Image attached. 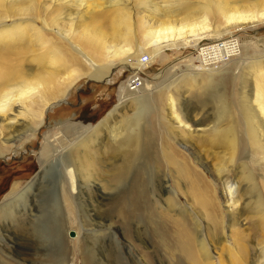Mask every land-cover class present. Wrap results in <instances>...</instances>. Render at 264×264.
Segmentation results:
<instances>
[{"label":"bare ground","instance_id":"1","mask_svg":"<svg viewBox=\"0 0 264 264\" xmlns=\"http://www.w3.org/2000/svg\"><path fill=\"white\" fill-rule=\"evenodd\" d=\"M189 1L190 7L184 11L186 23L177 24L173 21V25L168 24L179 14L174 9L177 5L174 0H43V3L38 0L1 1L0 157H5L11 152V148L5 147L4 144L10 143V140L24 131L28 134L36 131L33 124L40 121L38 125H41L44 114L60 102L57 100L64 96L74 81L85 76L95 81H105L114 73L113 66L116 64L131 69V73L139 70L145 81L144 72L161 57L162 48L175 45L182 39L186 41L196 38L200 34L199 31L202 32L209 26L205 25L209 18L217 24L214 27L216 38L220 37L218 33L224 30L226 32L228 28H242L244 25L264 22V0ZM96 7L101 11L93 12ZM197 12L199 16H196ZM219 24L224 25V30L215 29ZM138 38L144 41L136 44ZM222 42L230 44L226 45V48L233 47L229 49V61L238 56L241 47L228 40ZM145 51L147 54L142 56L147 55V61L141 62L139 57ZM258 58H248L250 66L245 74L247 80L233 89L237 94L231 106L223 112L222 107L217 110L219 114L211 118V124L204 125L200 118L193 119V123L186 122L175 113L177 101L169 99V115L173 118L171 134L174 135L170 140L173 138L175 143L172 145L166 138L162 153L164 168H171L175 173L173 185L165 180L162 171H150L149 167L156 161L157 155L154 153L152 141L146 139L148 132L140 123L144 105H139L132 119L123 116L124 121L112 123L120 114L117 106L96 127L103 125L100 127V135L93 134L96 129L93 128L92 132H85L60 150H55L52 145L46 143L39 157L41 169L37 175L40 179L21 188L22 191H17L19 185H15L14 190L0 204V218L7 223H14L20 230L25 229L24 224H27V227L37 220L35 202L45 187L43 181L47 168L54 160H58L63 168L70 169L67 171L69 176L60 181V185L65 200L64 210L72 216L75 209L72 192L80 183L90 190L93 186L100 195L117 194V187L126 183L128 177L133 174L132 187L130 186V191L124 194L126 197L122 198V201L124 200L123 204L133 201L135 208L139 210L143 209V202L146 203V181L149 180L151 185V177L155 176L160 179L162 188L161 190L159 187L161 193L156 196L165 208L162 209L163 212L159 211L162 214L161 220L149 218L147 224L157 225L158 230L152 228L149 233L153 238L160 239L161 250L169 254L170 239L173 242L175 239L168 237V234L170 235V229H173L171 235L176 236L178 253L170 252L169 256L173 258L174 264H200L198 259L208 260L212 257L210 254L217 255L219 260L218 263L212 264H233L236 250L228 244L226 230L223 229L225 237L220 238L225 244L220 248V256L218 252L214 253V245L208 246L203 238L196 241L197 233L186 230L189 229L187 218L193 216L194 207L191 209L190 205L184 210L176 206L177 203L174 204V200L168 195L172 193L173 188L179 189L182 181L191 185L193 176L196 175L195 169L187 162L186 155L181 152V147L189 150L195 147L196 154L200 156L199 159L204 157L205 164L208 163V158L216 161L214 166L218 168L220 180L221 175L235 167L240 155L247 154L250 164L254 167V179H245L244 184L239 179L224 181V208L228 215H233L231 221L236 222L240 229L260 230L255 232L257 240L252 242L250 239L246 249L250 253V264H264V61L261 63ZM193 67L199 72L205 69L212 71L214 68H204L200 64H193ZM167 74L168 72H161L158 79ZM128 78L130 81L131 77ZM121 87L123 100H120V107L123 104L126 106L125 102L131 92L128 86ZM164 87L159 85L151 91L156 93L157 89L162 92ZM192 87L194 86H189L188 90L192 91ZM140 90L147 91L146 88ZM220 94L224 95L218 93L215 101H221ZM227 110L233 115L230 116ZM97 156L106 165L102 166ZM71 161L75 162L74 168L68 167ZM141 173L145 174L144 179L141 178ZM260 181L263 189H260ZM193 187L192 192L197 199L201 190ZM16 194L18 195L15 196ZM110 196L112 198V195ZM174 198L176 199L175 196ZM119 201V205L114 206V212L120 214L124 207L122 201ZM195 203L203 206L201 200ZM25 218L29 222L25 223ZM100 220L95 221L94 229L100 228L97 227L101 224ZM233 229L234 225L231 228L232 234ZM84 232L86 243L93 244L94 233ZM73 233L72 240L80 239L79 231ZM163 233L168 238L164 237ZM222 256H229L226 258L227 262L222 260ZM135 262L138 264L139 261Z\"/></svg>","mask_w":264,"mask_h":264},{"label":"rangeland","instance_id":"2","mask_svg":"<svg viewBox=\"0 0 264 264\" xmlns=\"http://www.w3.org/2000/svg\"><path fill=\"white\" fill-rule=\"evenodd\" d=\"M1 1L3 2L0 0V3ZM4 1L6 2V0ZM38 1L43 3V0ZM174 1L177 4L174 9L179 14L168 25H173L171 24L173 21H176L177 24L179 22L186 23L184 11L190 7V1ZM97 8L93 12L101 11ZM0 10H2L1 6ZM199 15L197 12L196 16ZM206 23L205 25H209V28L207 27L202 32L199 31L200 34L196 38L186 41L182 39L175 45L161 49L163 52L161 57L157 58L154 64L144 72L146 76L143 88H146L147 91L140 90L138 93L133 92L135 89L131 90L127 102H125L126 106L123 104L120 107L122 103L120 100H123L121 86H127L124 83L131 73L129 68L121 67L118 64L114 65V73H111L105 81H95L89 79L88 76L74 81L64 96L57 100L60 102L44 114L41 125H38L40 121L33 124L36 129L34 133L28 134L24 131L20 136L10 140V143L4 144L5 147L11 148V152L5 157H0V204L14 190L15 185H19L17 191H22L21 188L40 179L37 175L41 169L39 157L46 143L52 145L53 149L60 150L61 147L69 145L85 132L89 134L91 130L93 131V128L95 129L104 117L106 119L108 113L117 106L121 115L119 114L116 121L114 120L112 123L124 121L123 116L132 119L136 115L139 105H144L140 123L148 132L146 139L152 141L154 153L157 155L156 161L149 167L150 171H162L165 180L173 185L175 173L171 168H164L162 153L163 142L166 138L172 145L175 143L173 138L170 140V137H174V135L171 134L173 118L169 115V99L177 101L175 113L179 114L180 118L186 122L193 123V119L200 118L199 120L204 125L211 124L213 121L211 118L215 114H219L216 112L217 110L222 107L223 112L224 109L231 106L232 100L237 94L233 89L247 80L245 74L250 66L248 58L254 56L259 57V62L263 63L264 61V22L244 25L242 28H228L226 32H224V25L219 24V27L215 29L224 31L216 33L220 35L218 38L214 36V27L217 25L215 21L209 18ZM225 40L232 41L241 47L238 56L232 59L234 61L213 66L212 71L206 69L200 72L196 71L193 67V64L198 66L194 62L196 49L199 46L203 47ZM142 41L144 39L138 38L136 44H140ZM144 54L147 52L140 55L139 61ZM163 71L168 74L158 79L159 74ZM159 85L166 87L162 88V92L156 89V93H152L151 89L159 87ZM185 85L187 86L183 87ZM189 86H194L195 90L194 87H192V91L188 90ZM218 93L224 94L223 96L220 94L221 101L214 99ZM227 112L230 113L228 110ZM231 115L233 114L230 113ZM102 126L96 128L98 130L95 129L93 134L100 135ZM180 150L186 155L187 162L195 169L196 175L193 176L191 185L182 181L180 188H173L174 190L168 196L174 200V204L177 203L176 206L178 205L184 210L190 205L191 209L194 207L193 216L187 218L189 229L186 230L197 233V235L195 234L196 241L198 238H203L208 246L214 245L216 247L214 253L218 252L219 254L222 253L220 248L225 245L220 238L225 237L226 230L228 244L236 250L234 251L233 264H250V253L246 246L250 239L252 242L257 240L258 236L255 235V232H260V230L240 229L241 227L236 222L231 221L233 215H228L225 212L223 196L224 181L232 182L239 179L244 184L245 179H254V167L250 164L247 154L240 155L236 160L235 167L221 175L220 180L217 173L218 168L214 166L216 161H211L208 158V163L205 164L204 157L199 159L200 156L196 154L195 147L190 150L181 147ZM99 157L97 156V159ZM100 161L102 166L106 165L102 159ZM74 165L75 162L71 161L68 167L74 168ZM69 170L63 168L58 160H54V163L47 168L43 181L45 187L35 202V214L38 218L30 226L26 227L27 224H24L25 229L20 230L14 223H7L6 220L0 218V258L4 259L0 260V264H136V260L139 261L138 264H174L173 258L169 256L170 252L178 253L176 236L171 235L173 229H170L168 237L172 236L175 242L170 239L171 249L167 254L161 250L160 239L153 238L149 233L152 228L158 230L157 225L149 226L147 224L149 218L161 220L160 212H163L162 209L165 208V205L160 204L156 196L161 193H159L160 189L162 190L160 179L155 176L151 177V185L148 183L149 180L146 181L145 189L148 192L146 203L143 202V209L139 210L136 209L137 207L135 208L133 201L125 204H123L124 200L122 201V198L126 197L124 194H127L132 187L133 174L128 177L126 183L117 187V194L100 195L92 185V190H90L80 183V186H77L72 192V202L75 207L72 216L64 210L65 200L62 197L63 190L60 185V181L69 176L67 172ZM143 177L146 176L141 173V178ZM258 183L260 189H263L262 182ZM193 186L201 190V195L197 194V199L194 198L192 192ZM25 197L23 196V198ZM119 200L122 201L124 207L120 214L114 212V206L119 205ZM197 200H201L203 206L195 203ZM96 214L99 217H104L99 218ZM103 219L108 222H104ZM98 220L101 224L97 227L100 228L94 229L93 224ZM26 222H29L27 218H25ZM89 223L92 226H89ZM233 225L234 233L232 234ZM223 229L225 230L223 231ZM71 231H79L80 239L72 240ZM84 231L94 233L92 235V238H95L93 244L86 243ZM163 235L167 237L164 233ZM210 256L212 257L208 260L199 258V263L219 262L217 255L210 254ZM227 257L229 258V256ZM227 257L222 256V260L227 262ZM179 260L181 259L179 258ZM188 264L195 263L188 262Z\"/></svg>","mask_w":264,"mask_h":264},{"label":"built area","instance_id":"3","mask_svg":"<svg viewBox=\"0 0 264 264\" xmlns=\"http://www.w3.org/2000/svg\"><path fill=\"white\" fill-rule=\"evenodd\" d=\"M230 43L233 42L230 41ZM226 45H230V44H226L225 42L222 41H217L208 45H204L203 47L199 46L198 49H196L197 53L194 62L196 63V65L200 64L204 68H211L213 66L221 65L228 62L229 59L231 58L229 56L231 54L229 52V49H232L233 47L226 48L227 47ZM235 47L234 50L236 49ZM235 53L236 52L234 51L233 54ZM140 61L146 62L147 56L141 57ZM138 69H140V67H138ZM131 74L132 75L129 76L131 77V80L128 81L129 78L127 77L128 79L126 78L124 84L127 85L128 86L127 88H130L131 90L135 89L133 92L139 93L140 89L143 88V79H142L143 76L140 75L139 70L137 71V69Z\"/></svg>","mask_w":264,"mask_h":264},{"label":"water","instance_id":"4","mask_svg":"<svg viewBox=\"0 0 264 264\" xmlns=\"http://www.w3.org/2000/svg\"><path fill=\"white\" fill-rule=\"evenodd\" d=\"M73 235H74V233L71 231V232H70V237H73Z\"/></svg>","mask_w":264,"mask_h":264}]
</instances>
